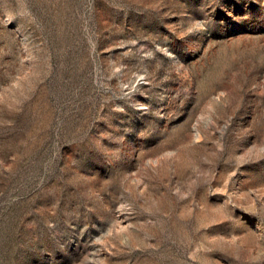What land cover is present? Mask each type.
Returning a JSON list of instances; mask_svg holds the SVG:
<instances>
[{"label": "rangeland", "instance_id": "obj_1", "mask_svg": "<svg viewBox=\"0 0 264 264\" xmlns=\"http://www.w3.org/2000/svg\"><path fill=\"white\" fill-rule=\"evenodd\" d=\"M0 264H264V0H0Z\"/></svg>", "mask_w": 264, "mask_h": 264}]
</instances>
